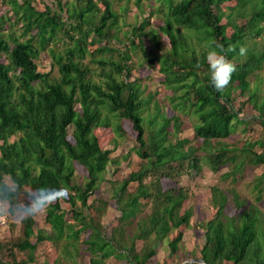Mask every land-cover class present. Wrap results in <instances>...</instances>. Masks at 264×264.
<instances>
[{
  "label": "trees",
  "instance_id": "1",
  "mask_svg": "<svg viewBox=\"0 0 264 264\" xmlns=\"http://www.w3.org/2000/svg\"><path fill=\"white\" fill-rule=\"evenodd\" d=\"M3 1L8 9L0 15V179L10 177L18 183L19 201L28 189L42 187L58 190L60 197L45 211L48 234L35 228L34 218H26L20 220L19 237L9 243L0 240V264L35 263V248L46 241L55 247L64 242L68 257L66 248L77 252L80 245L89 264H104L111 257L146 264L168 238L173 257L183 238L178 230L188 225L193 213V207H185L190 193L178 185L179 179L192 170L199 172L202 163L213 174L225 170L219 179L232 183L246 167H260L253 183L259 201L264 192V140L246 141L240 147L227 141L236 125L250 121L232 109L236 98L242 99L241 107L249 104L257 112L264 128V82L258 76L264 68L260 41L264 0H159L165 9L158 30L170 47L153 55L142 41L148 35V17L133 26L131 38L126 35L130 49L114 46V41L120 42L121 15L111 0H57L56 10L46 5L43 11L34 7L35 0ZM134 2L142 11L140 0ZM149 33L157 43L156 33ZM211 41L225 49L235 47L225 53L236 70L222 92L210 80L205 46ZM241 46L247 48L245 56L239 55ZM133 50H139L150 66L158 65L161 88L170 92L165 100L171 116L164 101L156 99L157 93L144 96L139 80L126 78L132 70L129 51ZM41 53L51 61L48 72L38 71ZM184 115L195 119L191 139L178 138ZM123 122L136 133L134 151L140 164L112 189L119 215L118 226L108 237L91 213L101 215L107 202L89 203V199L109 166L117 163L111 154L118 141L102 149L93 126L108 128L114 138L123 139ZM193 139L199 144H192ZM256 146L261 150L256 151ZM76 167L85 171L82 184L74 182ZM162 179L177 187L153 194ZM210 196L214 214L199 225L204 243L198 259L205 264H264L261 211L247 206L233 188L211 186ZM229 196L237 209L233 216L226 213ZM60 199L69 205L68 221ZM146 207L149 213L141 215ZM135 220V230L128 234L124 228ZM17 253L26 257L18 260Z\"/></svg>",
  "mask_w": 264,
  "mask_h": 264
},
{
  "label": "rangeland",
  "instance_id": "2",
  "mask_svg": "<svg viewBox=\"0 0 264 264\" xmlns=\"http://www.w3.org/2000/svg\"><path fill=\"white\" fill-rule=\"evenodd\" d=\"M62 3H66L68 0H61ZM113 2L114 9L121 15V21L119 22L118 37L120 42L114 41V46L120 45V48L130 49L129 40L126 35L131 38V30L133 26L140 24L142 17L149 18V25L146 27L148 35L143 38V47L146 51L150 52L151 55L155 53H161L169 49L170 45L166 38L159 33V27L161 26L162 12L165 9V4L159 2V0H140L142 4V11H139L136 7L135 0H111ZM57 0H35L34 7L40 11H43L47 5L52 10H56ZM227 5L234 6L233 3H227ZM226 4L222 5V8L227 7ZM3 0H0V15L7 10ZM160 10V11H158ZM142 12V14H141ZM9 14V12H8ZM222 23H225V19H222ZM154 31L156 33L157 43L152 40L151 34ZM231 32L230 28H227L226 33L229 35ZM260 41L264 42V36L260 38ZM137 43V38L134 39ZM125 44V45H122ZM131 73L128 77V81H134L138 79L141 87H144V96L148 92L157 93L156 99L160 102L164 101L165 111L168 116L172 115V111L168 106V102L165 100L167 95H170L169 91L161 88L162 75L158 72V65L155 63L154 66L143 58V55L139 50L129 51ZM2 62L5 59L2 58ZM39 72H48L51 69V61L46 53H41L36 60ZM54 70V74H55ZM258 76L263 78L264 82V68L258 73ZM257 73L251 77V85L257 83ZM264 89V84L262 85ZM242 99L236 98L232 103V109L235 111H241L240 118L250 120L246 125H236L232 136L227 141L229 145H237L240 147L246 141L264 140V128L260 125V120L257 118V112L251 109L249 104H245L243 107L240 106ZM78 110V106H76ZM182 128L178 134V138H192L193 130L192 125L195 122L194 118L186 115L182 116ZM123 129L126 132L123 139L114 138L112 132L108 128L99 126H93V134L97 137L99 146L102 149H110L113 146V140L118 141L117 147L112 151L111 158L117 163L111 164L103 177V181L100 183L99 189L89 199V203H96L97 201H106L107 206L102 208V214L96 215L92 213L94 221L102 225L103 231L106 236H110L112 228L118 226V211L116 210L114 201L112 200V189L116 187V184L121 181L126 175L133 170H137L140 164V160L136 157L134 149L137 146L136 133L132 130L131 124L123 122ZM200 140H192L191 143L198 145ZM256 151H260L261 148L256 146ZM260 167L250 168L246 167L241 177H238L236 183L228 181L221 182L219 175L224 172L221 171L218 174H213L209 171L206 164H201L199 172L191 171L189 175H184L179 179V184L186 188L190 195L186 201L185 207H193L192 216L189 219L188 225L180 227L178 231L183 233V238L179 244L178 253L170 257L169 248L167 246L168 238L164 239L156 250V255L150 260V264H154L157 261L162 264H179L189 259H198L199 250L204 243L203 230L199 227L200 223H204L210 219L214 214V208L211 203L210 187L218 186L222 190L233 188L239 195L240 200L245 201L248 205L256 206L261 213L264 215V192L260 195L259 201H256V193L253 190V183L255 177L260 173ZM85 176V171L81 167H76V173L74 182L82 184ZM177 187V185L168 179H162L155 184L152 190L153 194H156L158 190H167ZM134 186H130V190H133ZM30 190L28 189V192ZM66 198V194H63ZM258 196V195H257ZM25 197H21L24 200ZM229 202L226 206V213L228 216H233L237 213V209L234 207L230 196L228 197ZM62 210L65 212V220L71 219V212L68 203L60 199ZM55 203V202H54ZM79 205V204H78ZM149 213V207L144 208L143 214ZM84 214H87V210H84ZM140 216V215H139ZM45 212L34 218L35 228L40 229L43 233L48 234L50 232L49 226L45 223ZM21 219H13L11 217L0 220V240L4 243L14 241L21 233ZM94 222V223H95ZM135 222L132 225L126 226L124 229L128 234L135 230ZM264 228V227H263ZM171 235L170 238H172ZM85 236L82 235L81 239ZM34 242V240H32ZM64 242H60L55 246L51 242L39 243L35 248V263L33 264H54L53 252L55 257L57 256L58 264H88V256L83 254L81 246H77V252L74 249L66 248L70 253H65L62 245ZM137 247L140 249L141 242H137ZM53 251V252H52ZM52 252V253H51ZM26 257L23 253H17L16 258L22 259ZM116 258V257H115ZM169 258V259H168ZM118 259V258H117ZM166 262L164 263V260ZM176 261V262H175ZM148 263V264H149ZM159 263V264H160ZM56 264V263H55ZM229 264V263H227Z\"/></svg>",
  "mask_w": 264,
  "mask_h": 264
},
{
  "label": "clouds",
  "instance_id": "3",
  "mask_svg": "<svg viewBox=\"0 0 264 264\" xmlns=\"http://www.w3.org/2000/svg\"><path fill=\"white\" fill-rule=\"evenodd\" d=\"M205 47L211 83L216 91L222 92L229 85L232 74L236 70L235 64L225 53L235 51V47L229 46L225 49L222 44L215 41L209 42ZM246 52L245 46L239 48L240 56H245ZM18 195L19 185L15 180L10 177L0 179V220L9 217L36 218L60 197L58 190L44 187L27 192L22 201L17 199Z\"/></svg>",
  "mask_w": 264,
  "mask_h": 264
},
{
  "label": "crops",
  "instance_id": "4",
  "mask_svg": "<svg viewBox=\"0 0 264 264\" xmlns=\"http://www.w3.org/2000/svg\"><path fill=\"white\" fill-rule=\"evenodd\" d=\"M53 252V251H52ZM51 252V253H52ZM157 253V252H156ZM152 259V258H151ZM150 259V260H151ZM169 259V258H168ZM168 259H165L164 260V263L166 262V260H168ZM53 260H54V262H55V260L57 261L58 260V258H57V256L55 257V255H54V252H53ZM88 260H89V258H88ZM150 260L146 263V264H148L149 262H150ZM189 260H191V259H189ZM188 260V261H189ZM188 261H183V262H181V263H179V264H184V263H188ZM176 262V261H175ZM160 262H158V264H159ZM89 264V263H88ZM104 264H129L125 259H117V258H115V257H111V258H109V259H107V260H105L104 261ZM150 264V263H149ZM154 264H157V261L154 263ZM160 264H162V263H160ZM176 264V263H175Z\"/></svg>",
  "mask_w": 264,
  "mask_h": 264
},
{
  "label": "water",
  "instance_id": "5",
  "mask_svg": "<svg viewBox=\"0 0 264 264\" xmlns=\"http://www.w3.org/2000/svg\"><path fill=\"white\" fill-rule=\"evenodd\" d=\"M193 263L205 264L201 259H191L188 261V264H193Z\"/></svg>",
  "mask_w": 264,
  "mask_h": 264
}]
</instances>
